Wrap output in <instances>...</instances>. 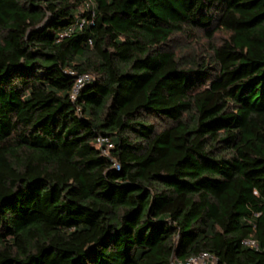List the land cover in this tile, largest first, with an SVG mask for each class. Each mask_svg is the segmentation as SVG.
I'll list each match as a JSON object with an SVG mask.
<instances>
[{
    "label": "trees",
    "instance_id": "1",
    "mask_svg": "<svg viewBox=\"0 0 264 264\" xmlns=\"http://www.w3.org/2000/svg\"><path fill=\"white\" fill-rule=\"evenodd\" d=\"M202 252L264 264V0H0V264Z\"/></svg>",
    "mask_w": 264,
    "mask_h": 264
},
{
    "label": "built area",
    "instance_id": "2",
    "mask_svg": "<svg viewBox=\"0 0 264 264\" xmlns=\"http://www.w3.org/2000/svg\"><path fill=\"white\" fill-rule=\"evenodd\" d=\"M72 28L69 27L68 31L69 32ZM92 79V75L89 73H84L76 77L75 84L72 89V96H75V94L79 91V89L82 87V85L90 81ZM96 145L100 149L101 153L103 155L108 156L110 149L113 147L112 142L110 141L109 137L104 136V135H98L96 137ZM114 166L116 168H119L118 164L114 162ZM242 244L250 247V248H257V243L255 240L246 238L242 241ZM175 264V263H173ZM176 264H218L217 258L208 253V252H202L196 256H192L188 258L184 263H176Z\"/></svg>",
    "mask_w": 264,
    "mask_h": 264
},
{
    "label": "rangeland",
    "instance_id": "3",
    "mask_svg": "<svg viewBox=\"0 0 264 264\" xmlns=\"http://www.w3.org/2000/svg\"><path fill=\"white\" fill-rule=\"evenodd\" d=\"M221 36V33L217 35V37ZM184 44V39L183 38H177L176 41L173 43L175 48H178L180 45Z\"/></svg>",
    "mask_w": 264,
    "mask_h": 264
},
{
    "label": "water",
    "instance_id": "4",
    "mask_svg": "<svg viewBox=\"0 0 264 264\" xmlns=\"http://www.w3.org/2000/svg\"><path fill=\"white\" fill-rule=\"evenodd\" d=\"M173 261V260H172Z\"/></svg>",
    "mask_w": 264,
    "mask_h": 264
}]
</instances>
